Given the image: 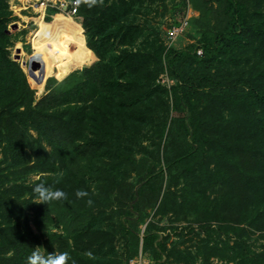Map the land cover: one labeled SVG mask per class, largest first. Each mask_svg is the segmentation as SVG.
<instances>
[{"label": "trees", "instance_id": "trees-1", "mask_svg": "<svg viewBox=\"0 0 264 264\" xmlns=\"http://www.w3.org/2000/svg\"><path fill=\"white\" fill-rule=\"evenodd\" d=\"M76 1V20L95 57L65 78L72 69H53L50 76L61 81L48 80L47 94L37 100L9 57L7 25L13 18L0 0L1 154L9 169L25 176L12 183L0 173V264H24L39 245L31 222L47 229L43 222L53 214L67 235L49 232V243L57 245L49 252L67 251L76 264H116V235L103 241L96 213L139 170L146 173H139L116 224L133 235L145 224L141 251L152 264H167V247L146 222L140 199L146 187L155 195L157 176L184 185L178 207L202 218L201 229L235 236L232 245L229 237L222 246L206 241L205 264L212 257L264 264V245L257 251L249 244L254 233L264 238V0ZM192 3L202 15L191 20L195 27L213 13L222 24L203 25L197 41L184 49L168 47L161 25L150 17L158 16L153 5H161L163 17L169 6L178 15L177 5ZM214 5L220 14L210 9ZM31 175L39 179L27 183ZM38 183L62 189L66 199L41 203L31 190ZM76 189L89 196L76 199ZM160 192L161 186L150 204H158V211L174 194Z\"/></svg>", "mask_w": 264, "mask_h": 264}, {"label": "rangeland", "instance_id": "rangeland-1", "mask_svg": "<svg viewBox=\"0 0 264 264\" xmlns=\"http://www.w3.org/2000/svg\"><path fill=\"white\" fill-rule=\"evenodd\" d=\"M9 8L8 11L11 13V22L7 25L8 31H10V47L8 48L9 57L12 61H14L16 49H20L21 53V59L19 62V66L22 68L24 74L26 75L27 81L29 83L30 88L35 92V96L37 100L41 99L45 94H47V82L48 80L52 79L55 81H61L56 76H50V73L53 69H61L66 72L68 68H61V67H50L48 69L47 74L45 75V81L43 84H38L33 77L28 75V70H26L24 67L23 69V62H27L29 57H31L33 54L37 53L34 50V41L35 40H41L45 39L46 36L50 33L51 28V22H48L46 19H52V17H55L54 19L60 18V17H67L66 15H51L49 11L46 12V14L43 16L45 20L47 21V24L42 25L43 26V32L41 33L40 27L38 26V20L41 17V13L37 12L36 10H33L32 5L36 2H32V0H6ZM61 0H57L56 4L59 6ZM179 0H176L178 2ZM194 3L196 5H200L199 0H194ZM194 3L191 5L189 4L187 7H183V9L180 7L181 4L177 5L175 8L180 9L182 13L176 15L172 13L171 7H168V11L166 12L165 16H161V13L165 10L162 9L161 5L154 4L153 7H156L155 9L158 12V16H155V13L151 14V18L153 20L154 24H160L161 29L163 31V37L167 43V31L175 24H178L183 19H186L187 25L184 30V33L172 43V47L175 49H184L188 45L195 43L197 39L199 38V31L202 29L203 25L210 24L212 27H218L222 24V18L218 17L213 13L210 17V19H204L202 25H196L195 27L193 23L191 22L192 19H202V15L200 12H198L196 9H194V6H196ZM16 6V7H14ZM217 5L211 6L210 9L214 10L219 13V9H217ZM13 10V11H12ZM15 11V12H14ZM47 16V17H46ZM77 19V17H75ZM49 20V21H50ZM78 20V19H77ZM16 23L18 25V29L12 30L11 26ZM40 30L39 36L37 35L38 31ZM86 39V38H85ZM95 54V53H94ZM97 57V56H96ZM94 59V58H93ZM99 61H95L94 64H96ZM15 62V61H14ZM93 64V65H94ZM91 65V66H93ZM88 66V65H87ZM84 66V67H87ZM83 66L79 69H72L69 70L70 72L64 75V78L66 75H69L75 71L81 70L84 68ZM90 67V66H89ZM57 72V70H55ZM50 76V77H49ZM2 146L0 145V173L4 176H7L12 181H17L20 179H25V176L19 177L21 175L17 174L14 169H9V163L3 162V155L1 154ZM81 169H85V163L81 164ZM148 169V167H147ZM84 170V171H85ZM93 173V172H91ZM139 173L145 174L146 171L139 170L137 174H135L134 177L128 178L123 182V184L118 188L117 190V198H114L115 196L111 193L108 194L107 201H106V212H104L101 216L99 215V212H101L105 206L98 207L96 215L100 218V221L98 224H96V227L100 228L105 232V235L103 237V241H106L108 239L107 234H115V239L113 238V243L115 246L114 256H115V262L116 264H126L127 259L129 256L136 254L137 251H140L143 248V241H142V234L145 232L146 227L145 224L138 226L136 230V234H125L124 230H121L120 226L117 223V216L119 213L123 212L126 209V206L128 205L129 197L132 195V191L135 187V185L138 182ZM39 179V176L37 175H31L26 178L27 183L31 181H36ZM169 181V177H168ZM153 182H157V189L155 188V195L152 196L151 191L147 190V187L144 189V192L141 194L140 203L144 205V208L146 209L148 213L147 221L151 225H153L154 229H157L160 231V236L163 238V242L166 244L167 247V255L166 258L167 264H205L204 257L208 254V250L205 249V246L207 244L206 241H212L209 243V245H213V241H216L219 246H222V243L225 242L229 237L228 240L229 244L232 245L234 240L236 239L233 233H231L229 236H225L224 234L219 235L218 232H210L207 230H203L200 228V225L203 224L199 216L191 214V209L186 208H179L178 203L182 202V189L184 185L181 183L180 185H176L175 180L169 181L167 183V177L162 179L160 176L154 177ZM13 183V182H12ZM167 184L170 185V188L167 187ZM161 186V192H174L173 195L170 194L172 199L168 201L167 205L160 209L158 211V204L153 208L151 201L154 199L156 194L158 193V190ZM213 186V183H210L207 189H209V193H211V188ZM166 188V189H165ZM215 190H219V187H215ZM160 192V193H161ZM160 194L162 197L163 194ZM115 194V192H114ZM109 198V200H108ZM159 203V202H158ZM150 204L152 206H150ZM193 209V208H192ZM180 211V212H179ZM95 215V216H96ZM213 226L211 228H214L217 230L216 223L213 222ZM31 228L34 234L37 236L39 248L37 249L42 254L47 255L49 247H57V245H51L48 240V233L52 232L54 234L58 235H64L66 236L67 233L63 230V225L59 223L56 216L53 214L51 215L50 219H45L43 222V226L47 229H39L36 228V226L31 222ZM226 230H224L225 232ZM57 243V241L55 242ZM249 244L254 250H260L262 249L264 245V238L261 237L260 233H254L250 235ZM111 243H107L105 245V249L103 252L108 254L109 252V246ZM143 250V249H142ZM189 253V255H187ZM181 255V261L178 259V257ZM150 258V257H149ZM211 264H233V263H227L224 260L219 259L218 257H212L210 259Z\"/></svg>", "mask_w": 264, "mask_h": 264}, {"label": "bare ground", "instance_id": "bare-ground-1", "mask_svg": "<svg viewBox=\"0 0 264 264\" xmlns=\"http://www.w3.org/2000/svg\"><path fill=\"white\" fill-rule=\"evenodd\" d=\"M35 10L41 13V17L38 20V26L40 27V30L42 28V33V25L47 24V21L43 18V9L41 7H38ZM54 15H66L67 17L54 19L51 23L50 33L46 38L34 41V50L41 58V62L37 60L33 61L32 70L35 75L38 74L37 67L39 68L41 64L44 66L46 75L50 67L79 69L95 57V54L86 44L84 29L76 18H73L64 12H58ZM40 30L37 33L38 36ZM25 69L27 70V68Z\"/></svg>", "mask_w": 264, "mask_h": 264}, {"label": "clouds", "instance_id": "clouds-1", "mask_svg": "<svg viewBox=\"0 0 264 264\" xmlns=\"http://www.w3.org/2000/svg\"><path fill=\"white\" fill-rule=\"evenodd\" d=\"M57 175H62V172ZM31 190L34 198L46 205L51 202L64 200L67 195L62 189L54 188L51 185H45L43 183L33 185ZM74 196L76 199L86 198L89 196V192L84 189H76ZM86 202L90 203V201ZM38 248L39 246L32 247L30 254L25 257L24 264H76V261L71 258L67 251H61L59 253L52 251L44 255L37 250ZM83 255L92 258L91 252H85Z\"/></svg>", "mask_w": 264, "mask_h": 264}, {"label": "built area", "instance_id": "built-area-1", "mask_svg": "<svg viewBox=\"0 0 264 264\" xmlns=\"http://www.w3.org/2000/svg\"><path fill=\"white\" fill-rule=\"evenodd\" d=\"M32 2H36L34 3V5H32L33 10H35L38 7H41L43 9V15H45L47 11L49 12L56 11V12H64L70 15L71 17L75 18L78 13V2L76 0H61L59 6L55 5L57 0H39ZM186 25H187V21L186 19H184L181 22V24L177 26H173L168 30V34H167L168 47H171L172 43L184 33ZM198 53L200 54L201 52L199 51ZM128 264H152V260L149 258V256L143 254L142 251L140 250L137 256L131 258L128 261Z\"/></svg>", "mask_w": 264, "mask_h": 264}, {"label": "water", "instance_id": "water-1", "mask_svg": "<svg viewBox=\"0 0 264 264\" xmlns=\"http://www.w3.org/2000/svg\"><path fill=\"white\" fill-rule=\"evenodd\" d=\"M18 25L16 23H14L12 26H11V29L12 30H16L18 29ZM8 33H10V31H8ZM20 53H21V50L20 49H16V54H15V58H14V61L15 62H19V60L21 59V56H20ZM40 55L39 54H33L31 57H29L28 61L27 62H24L22 65L23 67L24 66H27V70H28V75L33 77L34 80L38 83V84H42L44 83L45 81V70H44V66L43 64H41L39 66V68L37 67V70H38V74L35 75L34 71L32 70V64H33V61L37 60L39 62L40 61Z\"/></svg>", "mask_w": 264, "mask_h": 264}]
</instances>
